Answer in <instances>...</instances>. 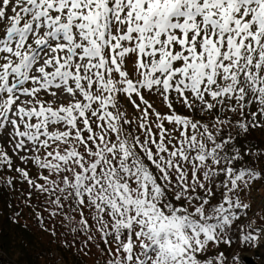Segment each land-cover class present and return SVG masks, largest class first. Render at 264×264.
Returning <instances> with one entry per match:
<instances>
[{"label": "snow or ice", "instance_id": "snow-or-ice-1", "mask_svg": "<svg viewBox=\"0 0 264 264\" xmlns=\"http://www.w3.org/2000/svg\"><path fill=\"white\" fill-rule=\"evenodd\" d=\"M258 127L264 0H0V185L96 264H247Z\"/></svg>", "mask_w": 264, "mask_h": 264}, {"label": "rangeland", "instance_id": "rangeland-1", "mask_svg": "<svg viewBox=\"0 0 264 264\" xmlns=\"http://www.w3.org/2000/svg\"><path fill=\"white\" fill-rule=\"evenodd\" d=\"M149 99L156 107L160 108L161 110H164L158 99H156L155 97H150ZM127 107H128L129 114H131L133 109L131 108V106H127ZM253 130L258 136H261V138H264V127H258ZM254 167H256L258 170L261 171L262 176L260 179L254 181L249 187V189L245 190L244 192H241L240 197L244 203H248L250 205V208L246 210L248 216L255 218L257 220V223L259 224L262 222L261 217H264V160L257 161ZM0 186L2 187V189L4 188L5 191L9 192L10 195H13L14 201L12 204V209L15 212L14 216L17 212L20 213L19 216H16V219L30 226L31 229H33L34 231L38 232L37 234L38 238L40 237V240L42 244L44 245L43 246L44 248L42 247L41 249L43 251L45 250L42 255L43 257H47L48 259L54 258V259H57V261L61 259V261H64V264H96V261L99 258V252L97 251V248L94 245L90 243L89 248H85L83 251H81L80 242L86 240L87 237L80 236L79 233H77L76 235L78 237V242L76 243V245L75 246L70 245L69 247L66 248L63 246V242L64 241L71 242L74 239V237L71 234L66 233V230L64 228L58 227L55 237L50 235L49 232L43 231L41 229L40 224L35 218V213L32 211V208L26 206L23 203V200L26 198L27 192H28L26 185H20V184L16 185V188L19 187L23 189L22 190L23 195H21V191L19 190H15V192H17V195H16L14 194L13 190L3 185H0ZM32 203L33 204L36 203L35 194L32 197ZM257 213L259 215H257ZM46 215L47 214L45 213V216ZM45 224L47 227L49 228L51 227V224L47 220L45 221ZM62 233H66V234L62 235ZM95 239H96V242L99 243L100 246L103 248L104 244L100 240L99 233L95 234ZM235 244L236 245L232 249L231 254L229 256L235 255L237 251H240L241 255L244 253V252L242 253V250H240L239 244L238 243H235ZM59 246L64 249L63 250L64 253L59 249L60 248ZM48 248H50V250ZM219 250L224 251V248L222 247V245L220 246ZM0 251L7 252L8 257L11 258L13 262H15V264H22L21 261H25L23 256H21L23 255L22 251L12 252L11 250L7 251L4 248L0 249ZM85 252H87L88 254L85 255ZM260 252H261V249L259 247V244H257L256 246H253V249L251 252H249V254H253L256 256V255H259ZM73 256L76 257L75 261L73 259Z\"/></svg>", "mask_w": 264, "mask_h": 264}, {"label": "trees", "instance_id": "trees-1", "mask_svg": "<svg viewBox=\"0 0 264 264\" xmlns=\"http://www.w3.org/2000/svg\"><path fill=\"white\" fill-rule=\"evenodd\" d=\"M246 138L256 143L259 147H264V138L258 136L253 129L249 130L246 134ZM16 190L22 191L23 189L18 187ZM14 194L17 195V192L14 191ZM13 201V195H10L9 192L5 191L4 188L2 189L0 186V249L4 248L12 252L22 251L23 255L21 256H23L25 260L21 261L22 264H64V261H61V259L57 261V259H48L42 256L45 250H41L44 245L40 237L38 238V232L16 219V216H14L15 212L12 209ZM10 217H14L17 222H13ZM235 245L234 243L231 248L222 245L226 256L229 257ZM48 249L50 250V248ZM59 249L64 253L63 248L60 247ZM252 249V245L246 246L242 249V253H249ZM75 258L76 257L73 256L74 261ZM0 264H15V262H13L11 258H8Z\"/></svg>", "mask_w": 264, "mask_h": 264}, {"label": "water", "instance_id": "water-1", "mask_svg": "<svg viewBox=\"0 0 264 264\" xmlns=\"http://www.w3.org/2000/svg\"><path fill=\"white\" fill-rule=\"evenodd\" d=\"M261 252L259 255H253L249 253H244L242 256L247 257V264H264V240L259 243Z\"/></svg>", "mask_w": 264, "mask_h": 264}, {"label": "built area", "instance_id": "built-area-1", "mask_svg": "<svg viewBox=\"0 0 264 264\" xmlns=\"http://www.w3.org/2000/svg\"><path fill=\"white\" fill-rule=\"evenodd\" d=\"M9 257H8V254L4 251H0V261L1 260H7Z\"/></svg>", "mask_w": 264, "mask_h": 264}]
</instances>
